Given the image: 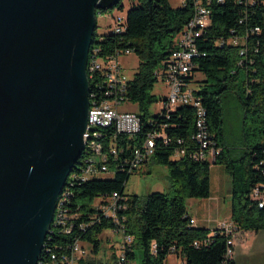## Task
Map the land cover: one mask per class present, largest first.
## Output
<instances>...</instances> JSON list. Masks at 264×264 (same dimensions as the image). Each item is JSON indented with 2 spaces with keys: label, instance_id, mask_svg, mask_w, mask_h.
I'll return each instance as SVG.
<instances>
[{
  "label": "trees",
  "instance_id": "obj_1",
  "mask_svg": "<svg viewBox=\"0 0 264 264\" xmlns=\"http://www.w3.org/2000/svg\"><path fill=\"white\" fill-rule=\"evenodd\" d=\"M129 2L127 30L120 34H115L113 30L100 40L96 39L94 30L89 57H93L91 48L97 47L101 56H107L118 49L131 48L139 58L138 71L129 82L127 96L139 106L143 124L141 132L135 137H121L124 153H129L141 141L149 130V119L157 117L150 112L151 105L157 100L153 94L158 81L155 71L170 56L177 35L193 13L192 0L178 7L172 6L170 0ZM211 9V24L198 40V46L205 56L195 59L193 75L197 71L206 75L201 81L198 94L203 97L210 129L221 147L214 163L224 164L231 180L233 221L245 231L264 230V208L250 199L253 186L264 183L263 169L257 168L264 159V0H244L242 3L238 0H212ZM257 27L259 32L256 31ZM245 35L248 36L247 53L244 55L240 53L241 45L226 42L233 36ZM222 40H225L223 45L220 44ZM88 79L90 104L96 105L97 96H93L91 73H88ZM233 117L241 131V147L228 144L229 131H233L230 127ZM158 118L167 124L165 131L170 136L183 139L189 150L195 148L191 140L196 130L193 107L180 106L169 118ZM178 147L176 141L168 145L159 141L151 160L167 166L171 192H151L143 200L137 195L128 198L126 225L135 241L129 258L134 261L135 248L140 247L143 250L142 264H168L170 247L176 245L186 256L188 264H221L227 237L218 234L213 237L209 247L195 248L192 245L194 240L207 236L211 230L191 225L186 204L188 198L210 197L212 163L207 160L197 161L189 153L173 159ZM82 159L83 156L70 173L58 207H64V200L70 197V187L73 178L79 174ZM131 175L118 170L112 178H93L77 183L73 186L75 197L71 205L80 206L83 212H90V205L98 195L118 191L127 196L125 186ZM112 226L110 219H102L85 232L81 231L82 238L89 241L93 251L97 252L100 234ZM57 227L58 220L55 219L52 228ZM74 235L56 233L48 241L49 231L37 264H48L45 250L53 247L58 252L57 245L66 246L73 241ZM153 242L157 244L156 252L152 251ZM81 264L92 263L85 259ZM233 264H237V260Z\"/></svg>",
  "mask_w": 264,
  "mask_h": 264
},
{
  "label": "water",
  "instance_id": "obj_2",
  "mask_svg": "<svg viewBox=\"0 0 264 264\" xmlns=\"http://www.w3.org/2000/svg\"><path fill=\"white\" fill-rule=\"evenodd\" d=\"M120 0H0V264H37L84 150L97 10Z\"/></svg>",
  "mask_w": 264,
  "mask_h": 264
},
{
  "label": "built area",
  "instance_id": "obj_3",
  "mask_svg": "<svg viewBox=\"0 0 264 264\" xmlns=\"http://www.w3.org/2000/svg\"><path fill=\"white\" fill-rule=\"evenodd\" d=\"M187 0H183L182 5ZM223 2V0H219ZM244 0H238L242 3ZM193 13L187 24L179 32L175 39L174 49L170 56L155 71L158 81L166 83L167 95L161 99L162 108L156 118H150L149 130L142 136L130 150L124 153L120 140L121 137H135L142 130V118L139 111L122 110L124 102H131L127 96L131 78L125 72L122 61L123 56L134 54L131 48L118 49L107 56L100 55V49L91 48L93 62H90L91 78H93V96H97V105H89L88 120L84 132V150L81 169L78 176L73 178L70 187V197L64 200V207L56 206V215L53 219L58 220L57 228H50L48 241L53 239L54 234L71 235L73 241L66 246L57 245L56 250H45L48 264H81L88 254L86 244L89 241L82 238L81 233L89 227L101 222L102 219H110L113 226L106 228L100 234L110 232L111 240L116 250V264H133L129 254L133 251L134 236L127 231V213L129 208L128 197L116 191L112 194L98 195L92 201L90 212L81 211L80 206L73 207L72 200L75 197L73 186L107 172H128L133 174L140 166L152 160L159 141L168 145L173 141L179 144L174 156L181 157L189 153L195 160H207L214 162L220 153L215 134L211 131L208 110L203 102V97L198 94L199 89L192 85L193 69L196 66L195 59L205 56L200 50L198 40L210 26L212 20V0H192ZM115 34L124 33L127 30V15L118 13L113 19ZM259 28L256 31L259 32ZM233 36L226 42L241 45V54L247 53L246 38ZM225 40L220 42L221 45ZM180 106H191L195 110L196 130L191 136L195 148L189 150L185 141L181 138H173L166 131L167 124L158 117L169 118L172 112ZM81 158V157H80ZM263 169L264 159L257 166ZM250 199L264 208V183H257L250 192ZM85 217V218H84ZM194 226V219L191 218ZM82 231V232H81ZM248 232L241 229L232 221L219 222L217 227L203 237L194 240L192 245L197 248L209 247L213 237L222 234L227 237L226 251L221 264H233L235 248L239 236ZM157 244L152 243V251L156 252ZM174 256L175 264H188L186 256L176 245L170 247L169 256Z\"/></svg>",
  "mask_w": 264,
  "mask_h": 264
},
{
  "label": "rangeland",
  "instance_id": "obj_4",
  "mask_svg": "<svg viewBox=\"0 0 264 264\" xmlns=\"http://www.w3.org/2000/svg\"><path fill=\"white\" fill-rule=\"evenodd\" d=\"M172 6L182 5L183 0H170ZM123 7H120V6ZM130 8L129 0H121L112 8L98 11L96 15V39L100 40L103 35L113 32V19L118 13L127 14ZM124 69L129 78H133L138 71L139 58L136 54L123 56ZM206 75L202 72H195L192 85L199 89L201 81ZM244 77V72H243ZM166 83L157 81L153 94L157 100L150 107V112L156 114L162 108L161 99L167 95ZM122 110L139 111V106L133 102H124L120 107ZM228 144L232 147H241V131L238 130L237 120L231 119ZM263 141V140H262ZM173 159L176 156L172 157ZM114 172L100 174L101 178H112ZM211 195L208 198H188L186 200L187 209L203 225V228L213 230L219 222L232 221L231 207V180L224 164H212L210 169ZM155 191L171 192V183L169 172L166 165L150 161L140 166L129 178L125 186V193L128 198L137 195L143 200L147 194ZM110 232L100 235V245L97 252L93 251L92 244H86L88 254L86 262L92 264H116V250L114 242L110 239ZM136 258L133 264H142L143 250L140 247L135 248ZM235 258L237 264H264V230L248 231L239 236L238 244L235 248ZM168 264H175L174 256L167 259Z\"/></svg>",
  "mask_w": 264,
  "mask_h": 264
},
{
  "label": "bare ground",
  "instance_id": "obj_5",
  "mask_svg": "<svg viewBox=\"0 0 264 264\" xmlns=\"http://www.w3.org/2000/svg\"><path fill=\"white\" fill-rule=\"evenodd\" d=\"M90 57V51H89V56H88V62H87V67H86V73H87V77H88V73H91V67H90V62H93V57L92 58H89ZM89 80V79H88ZM89 104H90V82H89ZM91 105V104H90ZM97 105V104H96ZM74 169V168H73ZM73 169H72V171H73ZM71 171V172H72ZM70 175V174H69ZM69 177V176H68ZM68 179V178H67ZM67 181V180H66ZM66 185V184H65ZM65 187V186H64ZM63 187V188H64ZM63 190V189H62ZM62 190H61V192H62ZM61 192H60V194H59V196H58V198H57V201H56V206L58 207V201H59V198H60V195H61ZM56 206H55V211H54V215H55V213H56ZM53 218H54V216H53ZM54 220L55 219H53L52 220V222H51V224H50V227L48 228V231H47V235H48V233H49V231H50V228H52L53 227V222H54ZM46 235V236H47ZM45 239H46V237H45ZM45 242V241H44ZM43 248H44V243H43V247H42V250H43ZM42 252V251H41ZM40 255H41V253H40ZM39 259H40V256H39ZM39 259H38V261H39ZM38 261H37V263H38Z\"/></svg>",
  "mask_w": 264,
  "mask_h": 264
},
{
  "label": "crops",
  "instance_id": "obj_6",
  "mask_svg": "<svg viewBox=\"0 0 264 264\" xmlns=\"http://www.w3.org/2000/svg\"><path fill=\"white\" fill-rule=\"evenodd\" d=\"M212 164H215L214 162H212ZM211 164V165H212ZM188 210V209H187ZM188 215L194 219V226H198V227H202L203 225H201V223L197 220V218L194 217V215L192 213H190L188 211Z\"/></svg>",
  "mask_w": 264,
  "mask_h": 264
}]
</instances>
